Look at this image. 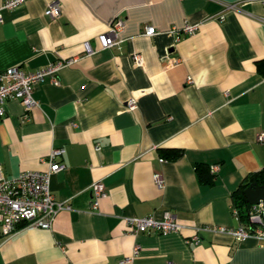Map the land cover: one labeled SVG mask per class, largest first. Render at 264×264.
I'll return each instance as SVG.
<instances>
[{
    "label": "crops",
    "instance_id": "1",
    "mask_svg": "<svg viewBox=\"0 0 264 264\" xmlns=\"http://www.w3.org/2000/svg\"><path fill=\"white\" fill-rule=\"evenodd\" d=\"M53 1L56 18L46 14ZM1 16L0 71L75 60L57 85L48 76L34 85L29 111L18 99L4 104L3 174L46 170L49 151L64 148L50 188L68 208L49 229L0 235V264H264L255 238L203 228L243 223L234 199L264 168V0H25ZM118 17L122 41L104 48L99 35ZM184 23L199 28L175 42L168 31ZM147 25L157 33L143 35ZM166 149L181 155L166 158ZM97 180L107 195L91 209ZM163 210L180 233H127L124 216Z\"/></svg>",
    "mask_w": 264,
    "mask_h": 264
},
{
    "label": "built area",
    "instance_id": "2",
    "mask_svg": "<svg viewBox=\"0 0 264 264\" xmlns=\"http://www.w3.org/2000/svg\"><path fill=\"white\" fill-rule=\"evenodd\" d=\"M25 0H5L0 6V21L2 20V9H13ZM46 14L56 18L60 14L58 1L48 3ZM222 18V17H221ZM124 21L120 17L116 18L109 30L99 35V39L104 48L117 45L122 41L121 32ZM199 28L198 23H184L181 27H172L168 32L173 34L174 41L178 42L182 35L192 34ZM157 33L153 25H147L142 34L153 36ZM85 49L88 50L87 44ZM135 65L141 66L143 59L139 53L132 55ZM75 59L58 60L44 67L29 71L21 66H12L0 71V116L4 114V104L9 99H18L24 106L25 111H29L37 105V100L33 97L34 85L42 82L45 77H50L53 84H58L57 71L63 66L71 64ZM135 106L134 99H129L128 107ZM27 118V117H26ZM256 139L264 141V131L257 134ZM99 147H96L98 149ZM64 148H53L49 151L45 162L48 167L46 170H23L15 176L3 174L0 166V235L11 236L21 226L29 228L49 229L57 212L63 207L64 203L55 200L51 188V176L64 169V163L56 161L57 156H62ZM213 166L212 170H216ZM155 183L161 186L162 178L158 173L153 175ZM91 209H97L101 198L107 195L104 185L100 180L94 181L90 185ZM236 213V211H234ZM127 233L136 234L139 232L156 231L161 234L180 233L184 228L179 223L176 215L169 210H163L160 217L149 214L141 217L124 216ZM204 229L216 232H226L236 240L242 241L248 237H253L264 244V200H259L256 204L250 205L247 212V222L237 226L225 228L215 225L203 226ZM191 241L198 242L197 234L191 237ZM138 251L136 246L133 252ZM133 256L125 257L120 262L131 261ZM167 264H175L168 262Z\"/></svg>",
    "mask_w": 264,
    "mask_h": 264
},
{
    "label": "trees",
    "instance_id": "3",
    "mask_svg": "<svg viewBox=\"0 0 264 264\" xmlns=\"http://www.w3.org/2000/svg\"><path fill=\"white\" fill-rule=\"evenodd\" d=\"M166 158L176 159L181 155L180 150L176 149H166L163 151L162 154ZM201 167H197V176L201 179L200 172ZM207 183H211V177H208L206 180ZM250 182H257L258 184H264V168L252 173L247 181L242 185L241 189L238 191L235 199H234V207L236 208V213L238 218L243 221V223L247 222V212L250 207V204L247 203L244 195L243 189L250 183Z\"/></svg>",
    "mask_w": 264,
    "mask_h": 264
},
{
    "label": "water",
    "instance_id": "4",
    "mask_svg": "<svg viewBox=\"0 0 264 264\" xmlns=\"http://www.w3.org/2000/svg\"><path fill=\"white\" fill-rule=\"evenodd\" d=\"M243 195L248 204H256L259 200H264V184L250 182L244 189Z\"/></svg>",
    "mask_w": 264,
    "mask_h": 264
}]
</instances>
